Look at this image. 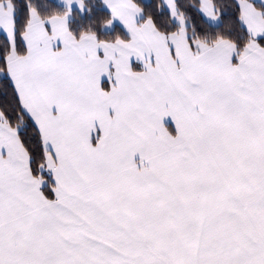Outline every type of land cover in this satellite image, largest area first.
<instances>
[{
  "label": "snow or ice",
  "instance_id": "snow-or-ice-1",
  "mask_svg": "<svg viewBox=\"0 0 264 264\" xmlns=\"http://www.w3.org/2000/svg\"><path fill=\"white\" fill-rule=\"evenodd\" d=\"M0 264H264V0H0Z\"/></svg>",
  "mask_w": 264,
  "mask_h": 264
}]
</instances>
